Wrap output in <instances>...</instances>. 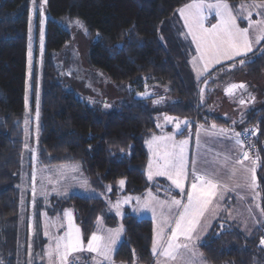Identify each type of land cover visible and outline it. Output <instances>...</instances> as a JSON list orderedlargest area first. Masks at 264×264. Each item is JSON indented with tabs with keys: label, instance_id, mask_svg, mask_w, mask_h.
I'll list each match as a JSON object with an SVG mask.
<instances>
[{
	"label": "trees",
	"instance_id": "trees-1",
	"mask_svg": "<svg viewBox=\"0 0 264 264\" xmlns=\"http://www.w3.org/2000/svg\"><path fill=\"white\" fill-rule=\"evenodd\" d=\"M192 1L46 0L44 54L41 65L34 64L31 74L33 100L40 99V166L79 164L94 190L106 193L111 187L109 200L121 194L161 190L163 179L150 182L146 177L149 162L146 141L158 132V116L166 114L188 119L191 131L194 122L198 125L209 124V121L231 124L207 112L214 79L209 83L205 98L200 97L197 86L185 78L189 58L187 62L170 22L180 8ZM225 1L235 10L241 2L264 0ZM31 3L32 0H0V264L22 263L18 257L23 233L18 186L25 147L23 122ZM71 21H79L85 30L87 66L103 72L114 85H125L131 92L129 102L104 110L98 102L91 103L80 98L76 91L66 89L57 60L71 44ZM245 61L250 80L264 77V41ZM212 73L214 75L215 71ZM156 84L169 85L170 90H159ZM243 89L244 94L256 95L249 83L244 84ZM132 94L139 100L134 101ZM241 118L236 125L240 134L253 128L258 130L255 153L260 163L257 177L264 213V101ZM121 180L125 181L123 189L118 185ZM51 202L53 208L48 214L53 217L62 215L66 208L73 210L85 240L93 233L98 217L107 207L101 198L75 194L53 197ZM221 216L198 243L204 260L208 264H264L261 241L264 222L248 234L239 224L231 222L224 214ZM106 218L109 224L115 222L112 216L106 215ZM35 227L41 231L38 222ZM123 227L124 236L113 256L114 263L154 264L152 221L126 214ZM24 248L27 254V242ZM23 251L22 248L21 253Z\"/></svg>",
	"mask_w": 264,
	"mask_h": 264
},
{
	"label": "rangeland",
	"instance_id": "rangeland-1",
	"mask_svg": "<svg viewBox=\"0 0 264 264\" xmlns=\"http://www.w3.org/2000/svg\"><path fill=\"white\" fill-rule=\"evenodd\" d=\"M225 4L227 8L217 7ZM189 5L200 7H189ZM30 13L26 115L23 122L25 147L21 181L18 186L21 198L19 220L23 232L19 241L18 257H21L22 263L25 261V264H65L66 257L67 264H116L113 256L123 240V218L126 214H133L138 218L152 219L155 224V242L152 246L154 264H208L201 259L202 254L199 258L195 257L191 260L192 254L198 251L197 243L208 230L202 227V218L205 217L207 221L208 213L213 215V210L217 207L216 197L219 194L214 190H208L213 186L203 187L207 183L205 180H197L194 183L197 185L195 191L192 185L188 189L186 185L182 186L176 180H172L171 184L165 180L161 187L162 191L148 189L142 194H121L116 199L109 200L111 187L109 186L106 193L94 190L84 177L79 164L40 166L38 163L40 99L38 97L33 100L31 74L34 64L41 65L44 54L46 0H32ZM170 26L177 42L183 47L187 62L189 58L190 65L185 78L197 86L200 97L206 98L205 92L210 81L212 79L215 81L207 108V112L212 117L223 118L231 124L236 123V120H242L244 113L241 115V112L244 109L238 105L239 101L232 102L225 94L226 89L232 84L249 83L253 86L256 103L249 106V111L256 110L262 104L264 77L256 81L250 80L244 65L247 62L245 58L257 51L264 41V1L241 2L239 8L234 10L224 0H216V3L210 6L207 0H194L180 8L176 17L170 22ZM69 28L72 32L71 44L64 49L57 60L60 78L66 84V89L76 91L80 98L87 99L91 103L98 102L104 110L129 102L131 92L125 85H114L103 72L94 71L87 66L88 47L82 24L79 21H71ZM237 30L246 35L236 37L238 40L236 43H229L228 33L235 36ZM249 47L251 51L248 50ZM238 52L243 54L238 55ZM213 71H215L214 75ZM155 86L159 90H170L169 85ZM132 99L139 100L136 95ZM188 121L185 118L166 114L157 117L158 133L152 134L146 143L151 155L147 172L150 182L154 181V176L166 172V167L176 165L179 169L182 165L178 160H182L185 172L188 168L194 173L198 168L202 172L207 171V168L199 167L205 163H202L204 158L198 153L196 134L185 135L182 138L179 136ZM209 122L217 125L215 122ZM194 123V129L203 125L208 126L205 122L200 125ZM169 129V132L166 131ZM165 133L171 140L169 144L164 142ZM177 144H181V147L175 150ZM243 151L245 154L244 147ZM246 160L258 171L260 163L256 153L248 155ZM121 181L118 185L123 189L125 181ZM177 183L180 187H177ZM258 191L257 187L249 189V194L254 199V206L257 207L259 206V201L256 199V196L259 197ZM173 192L178 193L173 194ZM74 194L103 199L107 204L104 214L114 217L115 222L109 224L106 215L102 214L95 223L93 233L85 240L71 208H66L62 215L56 217L48 214L49 209L53 208L51 198H66ZM190 194L194 196L191 204L188 200ZM175 201H179V206L174 203ZM186 206L187 213H185ZM259 208L262 210V206ZM254 211L260 216L258 224L251 218L242 217L243 231L248 234L264 222L263 210L260 213L255 207ZM181 215L184 216L182 221ZM178 221L179 229H177ZM35 222L39 223L41 231L35 227ZM174 233L175 238H173ZM93 236L97 237L95 241L92 240ZM26 242L27 254L24 248ZM90 243L92 251L88 250ZM22 248L24 251L21 253Z\"/></svg>",
	"mask_w": 264,
	"mask_h": 264
},
{
	"label": "crops",
	"instance_id": "crops-1",
	"mask_svg": "<svg viewBox=\"0 0 264 264\" xmlns=\"http://www.w3.org/2000/svg\"><path fill=\"white\" fill-rule=\"evenodd\" d=\"M207 3L210 6L215 4L216 0H207ZM239 6L240 3L237 4L235 10H237ZM230 7L232 8V6ZM227 96H228V100L230 99L232 102H236V100L239 101L238 105L244 109V111L241 112V115L242 113H246L250 110L249 106L251 104L256 103V95L252 96L248 94L245 97H242L241 100L236 99L233 94H228ZM235 122L236 123L230 124L229 126L219 125V124L212 125L209 123L208 126H204V125L199 126L198 129H193L191 131L188 121L181 129L182 131L180 132L179 136L180 138H182L185 135L194 136L196 134L195 136L198 144V151H199L198 153L200 154L199 156H203L204 158V161H202V163L206 164L205 165L201 163L202 165H200L199 167L200 168L205 167L207 168V171L202 172L198 168L196 169L197 171L194 173L193 170L191 171L189 170L190 168H188V171L185 172L182 160H178L180 162V165H182L181 167H179V169H177L176 165H171L170 167L165 168L166 172L158 174V176H154L153 182H155L158 179H163L164 181L167 180L171 184L172 180H176L180 182L182 186L186 185L188 189H190L189 187L193 185L197 180H205L207 182L205 183L206 185H203V187L213 186L208 190H214V192L219 195H217L216 197L217 207L216 209L213 210L214 212L212 213L213 215H211V213H208L207 221L205 220V217L202 218L203 220V222L201 223L202 227L208 229L206 234L210 231L215 221H217L220 217H222L221 215L223 214L231 222H235L239 224L240 228L243 230L244 220L242 219V217L247 219L251 218L254 220L256 224H258L259 223L258 217L260 216L258 213H255L254 208L256 207L258 212L262 213V210H260L259 208L261 206L260 205L261 194L258 191L259 185H258L257 169L252 168L253 165L250 162H247L246 160V156L244 154L242 144L239 141V134L241 133V130H238L236 126L239 120H236ZM166 131L169 132L170 129ZM165 134H163L164 142L169 144L171 140L169 139V135L167 134L165 135ZM148 140L146 141V143L148 142ZM177 145H175V147L177 148L175 150H178L179 147H181V144H177ZM172 153H173V149H172ZM181 158L183 157L181 156ZM150 161H151V155L149 153V162L146 168V177H147ZM179 170L180 172H178ZM197 177H200L201 179H197ZM252 187L254 188L257 187V191L259 193V197L257 198L256 196L257 201H259L258 207L254 206V199L251 198L249 194V189ZM177 193L178 192H173V194H177ZM134 216L138 218V216L136 215ZM204 216L207 215L204 214ZM237 218L238 219L240 218V220H238ZM150 220L152 221V219ZM152 223H153V243H152L153 246L155 242V236H154L155 224L153 221ZM198 243H197V248H198ZM196 252L197 253L192 254L191 260H194L195 257L199 258L201 256L200 254L202 253L200 252L199 248L198 251ZM201 259L204 260V257Z\"/></svg>",
	"mask_w": 264,
	"mask_h": 264
},
{
	"label": "snow or ice",
	"instance_id": "snow-or-ice-1",
	"mask_svg": "<svg viewBox=\"0 0 264 264\" xmlns=\"http://www.w3.org/2000/svg\"><path fill=\"white\" fill-rule=\"evenodd\" d=\"M224 7V8H227L228 6L225 4V5H219V6H217V7ZM189 7H200L199 5H189ZM181 12H183V10H181ZM239 35H246V33H240L238 30H237V33H236V35L235 36H233L231 33H228V36H229V43H236V42H238V40L236 39V37H238ZM224 41H221V43H223ZM213 46L215 47L216 45H215V43L213 44ZM249 51H251V48L249 47V49H248ZM238 55H240V54H243V53H237ZM233 87V89L235 88V87H237V86H235V85H233L232 86ZM238 87H241V88H243L244 87V85H239ZM232 91V89H229V92H231ZM197 179H201L200 177H197ZM174 183H176L175 181H174ZM121 185H123V181H121ZM177 187H180V184L179 183H177ZM196 187H197V185L196 184H193L192 185V188H193V190L195 191V189H196ZM193 199H194V196L193 195H189L188 196V200H189V203L191 204V202L193 201ZM174 203H176L177 204V206H179V201H175ZM187 211H188V207L186 206L185 207V213H187ZM184 219V216L183 215H181V217H180V220L182 221ZM180 228V222L178 221L177 222V229H179ZM78 231V230H77ZM173 238H175V233L173 234ZM97 239V237H95V236H93L92 237V240L93 241H95ZM262 243H264V242H262ZM169 247H171V244H169ZM76 250H79V249H76ZM88 250L89 251H92L93 249H92V245H91V243L89 244V248H88ZM65 264H67V258L65 257Z\"/></svg>",
	"mask_w": 264,
	"mask_h": 264
},
{
	"label": "built area",
	"instance_id": "built-area-1",
	"mask_svg": "<svg viewBox=\"0 0 264 264\" xmlns=\"http://www.w3.org/2000/svg\"><path fill=\"white\" fill-rule=\"evenodd\" d=\"M257 136H258V130L253 128L251 130H247L246 132L242 133L241 137H239V141L244 147L246 157H248V155L255 154L257 150L255 139L257 138ZM261 241L264 242V230L262 231Z\"/></svg>",
	"mask_w": 264,
	"mask_h": 264
},
{
	"label": "flooded vegetation",
	"instance_id": "flooded-vegetation-1",
	"mask_svg": "<svg viewBox=\"0 0 264 264\" xmlns=\"http://www.w3.org/2000/svg\"><path fill=\"white\" fill-rule=\"evenodd\" d=\"M239 85H243V84H238V85H235V86H237V87H235L233 90H232V92H231V94H233L234 95V97L236 98V99H240V98H242L243 97V95H247V94H244L245 93V91H244V87L243 88H241V87H238ZM241 100V99H240Z\"/></svg>",
	"mask_w": 264,
	"mask_h": 264
},
{
	"label": "water",
	"instance_id": "water-1",
	"mask_svg": "<svg viewBox=\"0 0 264 264\" xmlns=\"http://www.w3.org/2000/svg\"><path fill=\"white\" fill-rule=\"evenodd\" d=\"M232 86H233V85H232ZM232 86H229V88H228V89H226V90H227V91H226V93H225L226 95H228V94H230V93L232 92V91H231V92H229V89H232V90H233V87H232Z\"/></svg>",
	"mask_w": 264,
	"mask_h": 264
}]
</instances>
